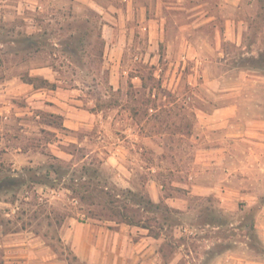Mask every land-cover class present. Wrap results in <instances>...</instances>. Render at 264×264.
I'll use <instances>...</instances> for the list:
<instances>
[{"label": "rangeland", "instance_id": "1", "mask_svg": "<svg viewBox=\"0 0 264 264\" xmlns=\"http://www.w3.org/2000/svg\"><path fill=\"white\" fill-rule=\"evenodd\" d=\"M93 1L112 16L124 2L0 0V264H89L78 253L94 239L110 252L98 264H238L217 260L238 240L264 252L259 236L236 229L248 216L220 213L221 200L191 193L190 179L204 172L190 138L206 137L198 111L221 103L242 70L264 74V0H186L185 8L164 0L148 12L167 17L155 48L140 10L129 23L107 21ZM228 19H244L245 29L220 52L216 34L234 31ZM110 193L151 229L114 215ZM157 194L160 207L146 204ZM115 238L126 260L111 253ZM147 248L152 260L134 257Z\"/></svg>", "mask_w": 264, "mask_h": 264}, {"label": "crops", "instance_id": "2", "mask_svg": "<svg viewBox=\"0 0 264 264\" xmlns=\"http://www.w3.org/2000/svg\"><path fill=\"white\" fill-rule=\"evenodd\" d=\"M184 1L178 0L177 8H185ZM221 6L224 1L221 0ZM229 1V0H227ZM101 13H105L104 19L111 21L109 16L111 7H106L96 1H93ZM166 2L164 0H124L119 6L114 5L121 23H129L131 19H135L136 11L140 10L144 20L147 21L146 28L149 26L150 41L154 43V48L160 44L165 38V23L167 17H148V12L153 7L160 9ZM206 4V3H205ZM204 3H199L188 11H196L198 8L205 7ZM170 8V7H169ZM198 13L190 16L194 17ZM158 16V14H156ZM115 16H112L115 18ZM117 18V17H116ZM213 19L212 17H210ZM198 19H195L192 24H195ZM227 26L234 28V31L221 32L219 31L216 38V46L214 49H219L222 52L221 43L226 40H236L241 42V33L235 34V29H245L244 19H228ZM241 31V30H240ZM156 37V38H155ZM186 38V47L194 50L197 54L200 47L189 36ZM116 48L123 49L126 41L116 43ZM242 78L235 85L232 92L223 98V101L211 110L200 109L197 113V120L200 127L204 129L206 137L191 135V140L198 143L194 149L199 151L197 158L194 160L195 166L204 165L203 174L197 173L191 175L192 190L191 193L201 195L205 198L215 195L221 201L220 213H239L248 216L249 221L238 224L236 227L239 232H254L255 236H259L264 244V174H261V169L264 166V74H248L246 70L241 71ZM251 76V77H250ZM225 77L221 75L214 79L209 78L210 84L221 83ZM251 82H253L251 84ZM252 87V88H250ZM219 166L222 170L221 177H214L209 171L211 168ZM260 172V173H259ZM218 184L217 194H214ZM233 198L236 201V206L230 207L228 199ZM154 202H161L160 194L152 195ZM172 207L181 210L183 205L177 199H170ZM216 228H220L219 225ZM96 229V228H95ZM96 232L98 230L96 229ZM118 235L119 233L116 232ZM247 236V235H245ZM151 238L150 236L142 239ZM114 246L111 247V253L118 259L126 260L125 252L120 253V239L115 238ZM236 247L223 249L218 255L217 260L221 262L229 261L232 257L233 262L238 264H264V252L257 249L254 243H249L244 240L235 242ZM249 249L250 253L245 254L244 247ZM127 247V244H125ZM264 247V246H263ZM114 251V252H113ZM109 254V250L101 251L100 244L94 239L90 248L86 253L80 251L78 254L84 261L89 264H98L101 254ZM151 248L144 249L143 252L134 255L136 258L143 257L144 259L152 260ZM112 255V256H113ZM247 256V257H246Z\"/></svg>", "mask_w": 264, "mask_h": 264}, {"label": "trees", "instance_id": "3", "mask_svg": "<svg viewBox=\"0 0 264 264\" xmlns=\"http://www.w3.org/2000/svg\"><path fill=\"white\" fill-rule=\"evenodd\" d=\"M36 79H38V78H36V77L28 78V80H29V82L31 84H34L35 87H38L37 84L34 83V81ZM43 85H46V86L52 85L53 87H55V84H52L47 79H43ZM38 88H40V87H38ZM5 180H6V178L3 179V180H1L0 181V184H2V182L5 181ZM123 193L129 194L131 196L138 195L135 191H133L131 189H129L127 191H123ZM109 196L112 197V200H110V203L115 205V206H113L114 215H120L122 217V222H126L127 224H130V225H137V226H141V227H144V228H147V229H151L148 224L143 223L144 221H142V219L139 218L138 211H135V212L129 211V209H128V203L122 204L120 202V200L117 199V195L114 196V194H111L110 193ZM114 197H115V200H114ZM142 197H143V200H144L145 197L144 196H142ZM145 202H146V204H148L150 206L160 207V202L159 203L154 202L150 198L148 200H146ZM138 204L141 205V203H138Z\"/></svg>", "mask_w": 264, "mask_h": 264}]
</instances>
